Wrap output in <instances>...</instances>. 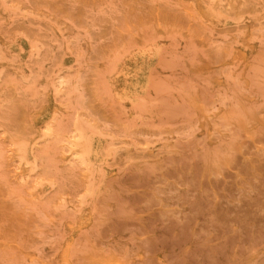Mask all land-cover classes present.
<instances>
[{"label":"rangeland","instance_id":"rangeland-1","mask_svg":"<svg viewBox=\"0 0 264 264\" xmlns=\"http://www.w3.org/2000/svg\"><path fill=\"white\" fill-rule=\"evenodd\" d=\"M0 264H264V0H0Z\"/></svg>","mask_w":264,"mask_h":264}]
</instances>
